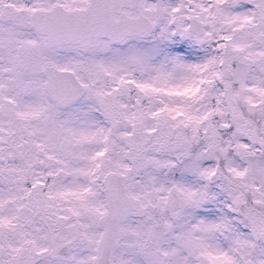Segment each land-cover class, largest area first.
<instances>
[{"label": "snow or ice", "instance_id": "obj_1", "mask_svg": "<svg viewBox=\"0 0 264 264\" xmlns=\"http://www.w3.org/2000/svg\"><path fill=\"white\" fill-rule=\"evenodd\" d=\"M0 264H264V0H0Z\"/></svg>", "mask_w": 264, "mask_h": 264}]
</instances>
